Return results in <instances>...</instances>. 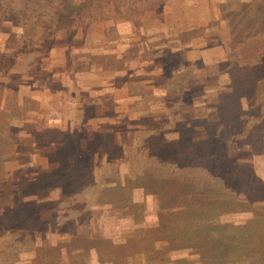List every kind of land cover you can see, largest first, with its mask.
I'll use <instances>...</instances> for the list:
<instances>
[{"label": "trees", "instance_id": "obj_1", "mask_svg": "<svg viewBox=\"0 0 264 264\" xmlns=\"http://www.w3.org/2000/svg\"><path fill=\"white\" fill-rule=\"evenodd\" d=\"M218 1L180 3L187 20L195 23L210 19L208 5ZM135 4L146 15L162 20L172 0H0V20L10 21L13 31L23 36L39 35L40 41L60 28H91L97 20L111 18L116 6ZM242 59L225 61L236 67L232 75L220 70L229 76V95L224 97H229L224 99L229 103L222 102L219 109L224 115L237 114V136L252 135L250 124L264 121V58L259 60L263 63H252L262 66L258 71H247ZM171 102L168 111L175 105L180 110L184 99ZM220 127L204 124L197 129L182 124L175 115L160 113L159 120L148 125L149 142L122 146V152L115 145L105 162L95 161L87 171L80 159H72L81 168L78 180L72 181L66 173L51 177L61 190L57 205L72 208H56L47 219L39 218L36 202L24 211L0 210V264H208L218 255L226 258L214 264H242L234 237L245 223L221 218L232 213L235 218L244 203L264 200V133L257 136L258 145L246 143V150L255 155L252 159L228 154L237 165L229 173H217L205 164L207 152L197 148H210L213 131ZM76 143L71 152L79 156L83 150L85 155L86 146ZM232 175L237 183L243 177L241 186L227 185ZM48 186L44 176L35 177L16 188L14 195H43ZM147 193L155 203L151 218L145 216L143 195ZM258 221L264 226V215ZM248 264H264V260L254 257Z\"/></svg>", "mask_w": 264, "mask_h": 264}, {"label": "rangeland", "instance_id": "obj_2", "mask_svg": "<svg viewBox=\"0 0 264 264\" xmlns=\"http://www.w3.org/2000/svg\"><path fill=\"white\" fill-rule=\"evenodd\" d=\"M180 2L182 0H172V4L168 6L169 8L165 11L162 20L146 15L145 9L141 11L139 4L133 6L118 5L112 11L111 18H101L91 28L82 29L80 26L74 30L60 28L52 33L51 37L49 35L47 37L41 36L42 40L40 41H37L39 35L23 36L24 34L13 31L10 21L0 20V68L6 62L11 63L10 61L15 60L18 62L21 60V62L17 63L16 68L18 69L19 64H21L22 74L28 80L30 76L36 77L38 72H35L34 68L29 65V62L27 63V55L33 58L38 56V59H42L41 63H43L49 72H60L67 69L69 72H80L85 75L86 73L93 72L110 73L114 69L123 68L124 59L131 58L137 61V64L129 71L132 74L128 73L130 75L143 73L145 72V68L141 62L145 60V35H155L152 42L157 44L163 41V34L168 35L189 24L199 25L197 29L198 32H201L202 25L209 23V26L213 30L211 38L222 40L226 45L228 55V59L221 60L214 65L200 69L197 64L196 67L192 68L193 72L189 70L190 73H194L193 76L196 80L188 82V84L186 82L180 83V86H185L181 87L178 91L179 93H177L178 99L181 97L184 99V103L180 105V110L175 105L170 107V110L166 112L147 114L148 119L144 120L147 127L145 132L134 128L127 130L129 123L136 125V118L138 116H146L142 113L133 112L129 115L119 114L117 121H112L111 131L107 130L109 124H101L102 129L105 127L103 133L107 132L108 137L111 136L113 139V142L107 147H101L98 144L101 132L99 130L91 131L90 133L82 129L67 131L65 139L71 137L74 139L78 137L84 138V140L79 141V144L86 146L85 150L87 153L85 155L81 154L83 150L80 151L79 156H77V153L71 152V147L73 148L78 143L70 139L73 144H69L63 150L59 149L58 152L54 153V160L47 162L46 149L52 148V146L48 145V148L46 147L44 130H37V125L39 127L44 124V121L38 118L34 122L36 129H30L28 125L26 133L23 132V137L20 139V144L16 145V158L11 161L9 168L11 173L13 174V171H15L16 175L9 177L8 170L5 175L1 174L0 176V210H4L5 212L8 210L12 211L13 208H21L23 210L30 203L36 202L38 204L37 210L39 209V218L47 219L53 216V211L56 208L57 210L59 208L64 210L72 208L71 205H57L61 202V190L59 186L52 184L51 177L66 173L72 181L78 180L82 175V172H79L81 168L76 164L77 162H72V159H80L82 161L80 163L87 167V171L90 166L95 165V161L100 160V163L105 162L107 157L111 155L110 149L115 145L118 147L114 148L122 152V146L127 147V145L131 144L149 142L148 125L155 120H159L160 113L175 115L179 117L182 124L191 125L197 129L202 128L204 124L205 126L208 124H212L214 127L217 125L221 126L219 130L213 131L215 133L214 144L210 148L206 145H200L197 148L198 151H202L204 154L207 152V155L205 154V158L207 159L205 164L211 165L217 173L220 171L225 174L229 173L230 167L235 166V164L237 165V163L232 164L234 163V159L228 154H233L241 159H252L255 156L249 150H246V143L253 144V146L261 143V139L257 138V136L264 133V121H255L250 124L254 135L248 134V132V135H234L236 129L234 119L237 114L224 115L225 112L219 109L222 102L229 98H224L226 94L229 95L227 92L229 76H227V73L221 74L220 70H227L231 74V69L236 70V67L225 65V61L241 58H243L242 62L246 64L245 68L248 69L247 71H258L262 67L253 65L252 63L256 61L260 62L259 60L264 58V0L242 2L221 0L208 5L211 15L210 19L207 20L208 22L195 23H190L187 20L185 17V6ZM229 36L235 37L230 38ZM113 46L117 47L122 57L114 60L100 54L99 50H108ZM9 66L15 69L13 65H6L2 69V71L5 70L2 74L13 80L15 74L12 71L6 72ZM199 69L200 71H198ZM226 102L229 103L228 101ZM168 103L172 102L168 101L166 108ZM205 108L207 113L205 112ZM197 115L200 118L195 117ZM166 130L169 129L167 128ZM135 132L138 133L136 136L140 138L138 141L132 139L135 137ZM143 132L144 134H142ZM183 135L188 136V133ZM93 141L96 143L93 144ZM208 149H211L210 156ZM61 157L64 159L63 161H61ZM226 166L227 168H225ZM42 176L49 183L46 193L43 195H20V193L14 195L16 188H19L22 184L23 186L26 185L30 179ZM233 176L227 178V185H231V187L241 186L238 183L241 182L243 177H240L237 183V179ZM245 189H249V186H246ZM261 196L264 197V194ZM143 198L146 206V218L154 217L155 203L152 196L147 193L143 195ZM243 207L244 209L240 215L238 214L235 218L233 217L236 214L232 213L230 217H222L221 220H229L231 218L245 223L239 236L234 237L237 257H240V260L243 262L242 264H248L254 257L260 258V262L262 263L264 260V226L258 221V218L264 215V200L261 202H246L240 206V208ZM251 231L257 233L249 236L247 232ZM179 255L187 254L179 252ZM224 258H226L225 255L215 256L208 264H214L222 261Z\"/></svg>", "mask_w": 264, "mask_h": 264}, {"label": "crops", "instance_id": "obj_3", "mask_svg": "<svg viewBox=\"0 0 264 264\" xmlns=\"http://www.w3.org/2000/svg\"><path fill=\"white\" fill-rule=\"evenodd\" d=\"M198 26L184 25L173 33L163 34V41L157 44L152 42L155 35L146 34L145 60L141 62L145 72L133 75L129 71L137 61L131 58L124 59L123 68L110 73L93 72L85 75L67 69L49 72L41 63L42 59L27 55V63L38 72L36 77L30 76L29 80L22 74L21 64L16 68L21 60L4 63V66L15 67L6 69V72L12 71L15 76L10 80L2 74L5 67L0 68V176L8 170L9 177L16 175L15 171L12 174L9 169L11 161L16 158V145L20 144L28 125L30 129H36L34 122L38 118L44 124L37 125V130H44L46 147L52 146L46 149V155H50L46 156L47 162L54 160V153L59 149L73 144L71 140H84L79 137L65 139L66 132L74 129L89 133L101 131L98 144L107 147L113 139L108 137L107 132L103 133L105 127L102 129L101 124H109L107 130L111 131L112 121L116 122L119 114L129 115L133 112L146 115L138 116L136 125L129 123L127 126V130L134 128L145 132L147 114L166 112L167 102L178 100V91L185 87L180 86V83L188 84L196 80L194 73L189 70L193 72L192 68L197 64L201 69L228 59L225 43L211 38L213 30L209 23L202 25L201 32H198ZM99 52L114 60L122 57L116 46ZM136 134L132 138L134 141L140 140Z\"/></svg>", "mask_w": 264, "mask_h": 264}]
</instances>
